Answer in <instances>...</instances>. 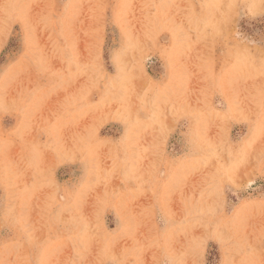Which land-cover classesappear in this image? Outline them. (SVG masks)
I'll return each mask as SVG.
<instances>
[{"label":"rangeland","instance_id":"1","mask_svg":"<svg viewBox=\"0 0 264 264\" xmlns=\"http://www.w3.org/2000/svg\"><path fill=\"white\" fill-rule=\"evenodd\" d=\"M0 264H264V0H0Z\"/></svg>","mask_w":264,"mask_h":264}]
</instances>
